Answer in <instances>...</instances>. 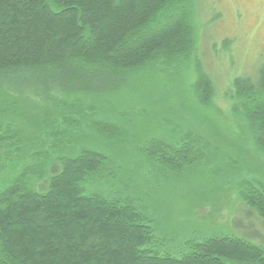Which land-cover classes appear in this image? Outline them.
Instances as JSON below:
<instances>
[{
	"label": "trees",
	"instance_id": "16d2710c",
	"mask_svg": "<svg viewBox=\"0 0 264 264\" xmlns=\"http://www.w3.org/2000/svg\"><path fill=\"white\" fill-rule=\"evenodd\" d=\"M197 16L198 0H0V83L56 116L37 135L0 109V264H264L240 237H160L137 184L229 175L171 107L149 110L142 128L122 123L152 73L189 74L199 104L212 103ZM226 99L264 156V64ZM233 186L264 224V183Z\"/></svg>",
	"mask_w": 264,
	"mask_h": 264
},
{
	"label": "rangeland",
	"instance_id": "374dc122",
	"mask_svg": "<svg viewBox=\"0 0 264 264\" xmlns=\"http://www.w3.org/2000/svg\"><path fill=\"white\" fill-rule=\"evenodd\" d=\"M197 36V54L215 87L212 103L199 104L189 74L170 78L152 73L155 81L143 99L132 95L136 104H130L122 123L133 120L142 128L149 110L171 107L185 129L207 136L217 153L211 167L229 175L209 179L204 176V168L195 182L175 180L166 185L138 178L139 191L148 198L144 203L154 224L163 229L160 237L187 239L217 232L246 239L264 250L263 221L256 214L247 215L235 190H230L241 179L264 183V156L257 152L250 130L226 99L235 78L254 77L264 64V0H198ZM226 40L230 43L224 44ZM21 93L31 96L30 92H19L13 84L0 83V109L8 113V119L21 123L26 133L38 135L56 116L46 112V103L39 98L24 103ZM137 109L142 115L136 116L133 111ZM161 124L155 121L159 131Z\"/></svg>",
	"mask_w": 264,
	"mask_h": 264
}]
</instances>
